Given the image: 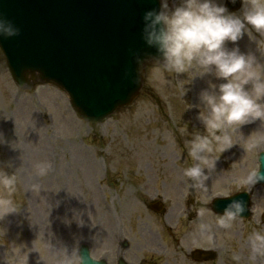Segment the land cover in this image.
<instances>
[{
  "label": "rangeland",
  "instance_id": "1",
  "mask_svg": "<svg viewBox=\"0 0 264 264\" xmlns=\"http://www.w3.org/2000/svg\"><path fill=\"white\" fill-rule=\"evenodd\" d=\"M237 43L256 53V70L264 71V36L250 29ZM199 71L176 74L152 65L132 105L90 122L58 87L19 86L0 49V167L17 175L15 199L21 203L19 212L0 219V264H81L83 244L93 257L114 264L119 242L114 233L120 231L130 244L121 249L123 256L132 264H237L234 252L246 258L250 233L264 230V182L250 190L242 182L259 165L264 121L230 126L235 144L213 153L220 157L208 190L193 188L183 169L193 163L186 141L207 133L199 93L209 80L223 79L201 77ZM253 141L256 147L247 150ZM41 162L51 164L47 175L37 174ZM239 191H248L250 215L238 217L231 229L220 228L213 199ZM153 200L165 208L152 210ZM201 222L212 225L205 236L197 228ZM196 248H212L217 255L205 262L189 259Z\"/></svg>",
  "mask_w": 264,
  "mask_h": 264
},
{
  "label": "clouds",
  "instance_id": "2",
  "mask_svg": "<svg viewBox=\"0 0 264 264\" xmlns=\"http://www.w3.org/2000/svg\"><path fill=\"white\" fill-rule=\"evenodd\" d=\"M143 21L142 37L155 49L148 59L162 64L168 72L181 74L198 67L201 71L197 75L201 77L211 73L223 78L219 83L209 80L208 86L199 93V100L206 109L203 114L199 112V117L207 133L196 134L186 141L193 163L183 169V175L190 179L193 188L207 191L209 173L216 168L220 157L213 153L221 154L235 144L227 129L257 119L264 121V71L256 70V53L242 51L237 43L246 33L249 35L250 29L264 36V0H243L240 11L229 10L227 0H159L158 7L144 12ZM19 32V26L0 15V36H14ZM229 42H232L231 47ZM143 59L136 56L138 64ZM257 143L253 141L245 147L252 150ZM261 163L260 159L258 167L251 168L243 178L249 190L264 181ZM50 167L48 162L38 163L37 174L47 175ZM32 188L40 191L38 184ZM17 191V175L0 167V219L21 210V203L15 199ZM246 206L243 197L231 199L216 217L215 224L231 229ZM200 215H204L203 211ZM197 228L200 235L205 236L212 225L201 222ZM248 247L246 258L234 252L232 260L241 264L246 259V264H257L258 259L264 258V230L250 233ZM80 259L81 264H94L88 254L80 253Z\"/></svg>",
  "mask_w": 264,
  "mask_h": 264
},
{
  "label": "water",
  "instance_id": "3",
  "mask_svg": "<svg viewBox=\"0 0 264 264\" xmlns=\"http://www.w3.org/2000/svg\"><path fill=\"white\" fill-rule=\"evenodd\" d=\"M241 3L227 0L229 10ZM158 5L159 0H0V15L20 28L18 35L0 36V45L19 84L30 78L54 83L70 93L80 115L102 121L133 101L144 67L154 63L148 57L155 49L144 41L142 28L144 12ZM136 56L143 61L138 64ZM243 196L218 198L213 208L221 213L228 201ZM249 213L246 206L241 215ZM84 253L90 257L85 248Z\"/></svg>",
  "mask_w": 264,
  "mask_h": 264
},
{
  "label": "bare ground",
  "instance_id": "4",
  "mask_svg": "<svg viewBox=\"0 0 264 264\" xmlns=\"http://www.w3.org/2000/svg\"><path fill=\"white\" fill-rule=\"evenodd\" d=\"M73 262H74V260L71 261V263H73ZM73 264H74V263H73Z\"/></svg>",
  "mask_w": 264,
  "mask_h": 264
},
{
  "label": "flooded vegetation",
  "instance_id": "5",
  "mask_svg": "<svg viewBox=\"0 0 264 264\" xmlns=\"http://www.w3.org/2000/svg\"><path fill=\"white\" fill-rule=\"evenodd\" d=\"M172 235L174 236V232L172 231Z\"/></svg>",
  "mask_w": 264,
  "mask_h": 264
}]
</instances>
